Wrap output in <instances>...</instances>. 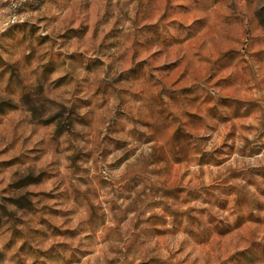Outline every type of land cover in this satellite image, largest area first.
Returning <instances> with one entry per match:
<instances>
[{"label": "rangeland", "instance_id": "obj_1", "mask_svg": "<svg viewBox=\"0 0 264 264\" xmlns=\"http://www.w3.org/2000/svg\"><path fill=\"white\" fill-rule=\"evenodd\" d=\"M0 264H264V0H0Z\"/></svg>", "mask_w": 264, "mask_h": 264}]
</instances>
